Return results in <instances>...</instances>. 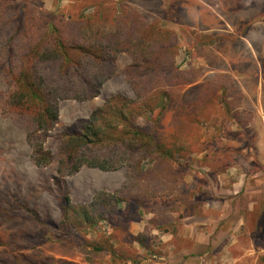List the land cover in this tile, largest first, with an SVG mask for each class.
Here are the masks:
<instances>
[{
  "label": "rangeland",
  "instance_id": "374dc122",
  "mask_svg": "<svg viewBox=\"0 0 264 264\" xmlns=\"http://www.w3.org/2000/svg\"><path fill=\"white\" fill-rule=\"evenodd\" d=\"M28 1L38 12L54 11L65 18L82 10L96 13L100 5L112 9L115 2H122L119 11L131 7L147 22L161 19L163 27L178 35L173 49L175 66L195 70V82L206 81L204 95L213 92L217 99L222 88L225 94L198 109V123L188 113L200 92L189 86H182L180 95L173 96V102L163 109L157 132L168 143L180 141L184 158L157 175L160 180L153 181L148 191L156 192L157 197L149 206L147 194H143L140 215L134 213L133 199L119 194L129 182L125 168L103 172L84 167L76 175L58 180V187L56 160L46 168L34 166L24 121L0 108V264H88L81 245L55 241L53 231L25 213L28 209L37 214L42 224L57 222L60 188L76 205L89 204L101 191L121 200L114 214H106L105 224H99L100 231L110 235L119 258L104 254L93 264H264V110H255V82L243 83L251 86L250 98L243 100L231 80L252 71L246 57L249 52L242 45L247 38L257 49L263 46L264 7L245 25L242 17L251 13L242 11L244 0H200L204 5L199 0L197 5L194 0ZM206 6L221 19L210 25ZM130 63L127 54L118 56L114 73L98 97L59 102L58 125L46 142L55 157L56 135L80 131L92 112L113 95L135 98L124 74ZM259 64L256 73L264 76V60ZM5 88L0 75V93ZM158 111L154 110L153 117ZM136 124L151 126L143 118ZM150 164L146 160L141 167L145 170ZM145 178V173L140 175L141 181ZM142 185L140 191H147ZM155 219L161 220L167 234L155 229ZM258 223L261 232H256ZM146 227V241L141 243L144 237L139 234ZM91 236L94 240L96 235Z\"/></svg>",
  "mask_w": 264,
  "mask_h": 264
},
{
  "label": "trees",
  "instance_id": "16d2710c",
  "mask_svg": "<svg viewBox=\"0 0 264 264\" xmlns=\"http://www.w3.org/2000/svg\"><path fill=\"white\" fill-rule=\"evenodd\" d=\"M120 8L122 2H115L112 9L100 5L96 13L82 10L65 18L54 11L38 12L28 0H0V75L6 85L0 93V108L24 121L34 166L46 168L56 160L57 186L58 180L72 177L84 167L103 172L125 168L129 182L119 194L133 199L134 213L140 215L143 194H147L149 206L157 197L156 192L148 193L152 182L160 180L157 175L184 158L180 141L168 143L157 132L163 109L173 102V96L180 95L182 86H189V90L200 92L188 113L190 120L198 123V109L225 93L219 87L217 99L213 92L204 95L206 81L197 83L195 70L175 66L173 49L178 35L163 27L161 19L150 23L138 10ZM120 54L131 57L124 74L135 98L113 95L92 112L80 131L56 135L55 157L46 142L58 125L59 102L98 97ZM154 110L159 111L153 117ZM140 118L151 126H138ZM146 160L151 164L143 170L141 163ZM144 173L147 178L141 181ZM140 185L147 191L141 192ZM56 195L57 222L42 224L37 214L28 209L25 213L53 231L55 241L81 245L88 264L104 254L118 259L114 242L100 231L99 224H105L106 214H114L121 200L101 191L89 204L76 205L63 188ZM160 222L155 219L152 224L167 234ZM261 227L258 223L256 232H261ZM148 231L146 227L139 234L144 237L141 243Z\"/></svg>",
  "mask_w": 264,
  "mask_h": 264
},
{
  "label": "crops",
  "instance_id": "0c3cea01",
  "mask_svg": "<svg viewBox=\"0 0 264 264\" xmlns=\"http://www.w3.org/2000/svg\"><path fill=\"white\" fill-rule=\"evenodd\" d=\"M197 1L198 0H194L195 3L194 2L193 3L195 5H197ZM199 2H201V1L199 0ZM243 5L244 6L241 8L242 11L243 12H249V14L251 13L247 17L246 16L242 17V20H244L245 25H246V23H248L247 25H249L251 20H253L255 17H257L261 14V11H262L261 8L264 7V0H258L257 2H254L251 0H244ZM207 9L210 10V12H208V10H207V14H205V17L207 19H209L210 25H211L212 21H215L217 19H221L220 16H218L215 12H213L212 8L207 7ZM250 18H252V19H250ZM198 21H199V18H198ZM208 31H217V30H208ZM209 33H212V32H209ZM262 37L264 38V34L262 35ZM244 42L245 43H243L242 46H243V48L246 49V51L249 52V54L246 57L249 60L248 66L251 67L252 71L249 72L248 74L241 75L240 78H234L233 77V79H231V80L234 82L235 85H237L236 87L241 92V96H242L243 100H245V98L247 96L249 97V94H247V92L251 89L250 88L251 86L247 87L243 83H254L255 82L256 85L254 86V88L256 90V104H257V108L255 110H264V76L263 75L259 76V73L258 74L256 73L259 71L258 68H260V66H261L259 64V60L260 59L264 60V42L261 43V45H263V46H261L259 49H257L255 47L254 43L250 39L244 38ZM256 52L258 55H260L259 58H257ZM241 107H242V109H244L246 107V104H244V102H243ZM263 125H264V123H263Z\"/></svg>",
  "mask_w": 264,
  "mask_h": 264
}]
</instances>
